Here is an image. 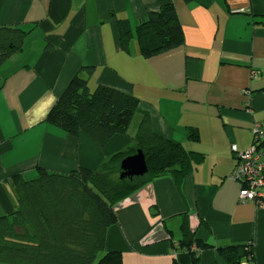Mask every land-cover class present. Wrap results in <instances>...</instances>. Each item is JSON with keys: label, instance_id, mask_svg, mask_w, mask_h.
Instances as JSON below:
<instances>
[{"label": "crops", "instance_id": "0c3cea01", "mask_svg": "<svg viewBox=\"0 0 264 264\" xmlns=\"http://www.w3.org/2000/svg\"><path fill=\"white\" fill-rule=\"evenodd\" d=\"M168 4L185 44L144 59L136 28ZM119 20L134 33L127 50ZM4 26L33 31L25 50L0 68V217L16 209L14 176L31 178L38 167L63 174L96 169L133 145L128 134L101 148L85 134L66 136L46 123L69 82L90 68L92 89L141 100L134 132L148 114L156 134L206 158L181 188L164 177L119 203L107 251L121 252L123 264H188L172 245L189 214L192 232L215 248L202 253L201 264H224L218 249L246 244L255 254L249 264H264V208L242 202V185L231 178L239 165L232 147L252 149L254 128L264 130V0H0Z\"/></svg>", "mask_w": 264, "mask_h": 264}, {"label": "trees", "instance_id": "16d2710c", "mask_svg": "<svg viewBox=\"0 0 264 264\" xmlns=\"http://www.w3.org/2000/svg\"><path fill=\"white\" fill-rule=\"evenodd\" d=\"M32 31L0 27V68L25 50ZM118 31L120 44L127 50L134 33L123 20L118 21ZM136 38L144 59L182 47L185 36L175 7L168 4L151 12L148 20L137 26ZM92 72L83 68L69 82L46 123L66 136L85 134L105 148L117 136L128 135L141 100L105 86L91 89L88 77ZM189 138L198 142V131L190 129ZM138 151L145 156L148 173L121 179L123 160ZM205 159L203 154L188 152L181 143L156 134L145 114L133 145L114 153L96 169L81 167L63 174L38 167L33 180L14 176L16 209L0 217V264H123L121 252L107 251L108 233L118 225L116 206L164 177H171L181 188ZM204 226L201 221L200 227ZM180 233L172 248L188 257V264H201L202 253L215 249L192 232L189 214L182 217ZM217 253L224 264H249L255 255L252 244L220 248ZM174 264L180 263L175 260Z\"/></svg>", "mask_w": 264, "mask_h": 264}, {"label": "built area", "instance_id": "2783aa9c", "mask_svg": "<svg viewBox=\"0 0 264 264\" xmlns=\"http://www.w3.org/2000/svg\"><path fill=\"white\" fill-rule=\"evenodd\" d=\"M253 132L256 144L252 149L239 152L235 146L232 147L239 159V165L231 178L242 185L240 192L242 202H252L257 207L264 208V130L256 126Z\"/></svg>", "mask_w": 264, "mask_h": 264}, {"label": "water", "instance_id": "95a60500", "mask_svg": "<svg viewBox=\"0 0 264 264\" xmlns=\"http://www.w3.org/2000/svg\"><path fill=\"white\" fill-rule=\"evenodd\" d=\"M121 170V179L145 176L148 173V168L143 152L138 151L136 155L123 160Z\"/></svg>", "mask_w": 264, "mask_h": 264}, {"label": "rangeland", "instance_id": "374dc122", "mask_svg": "<svg viewBox=\"0 0 264 264\" xmlns=\"http://www.w3.org/2000/svg\"><path fill=\"white\" fill-rule=\"evenodd\" d=\"M92 87V86H91ZM92 89V88H91ZM93 91V90H92ZM139 116V114L137 113L136 114V116H135V118H134V120H133V122H132V124H131V126H130V129H129V131H128V134H129V136H131L133 139L135 138V136H136V134H137V132H134L133 130H134V128L136 127V122H137V117ZM137 130H138V126H137ZM133 143V142H132ZM36 175L35 176H33V177H28L27 176V179L28 180H33V179H35L36 177H37V172L35 173Z\"/></svg>", "mask_w": 264, "mask_h": 264}]
</instances>
